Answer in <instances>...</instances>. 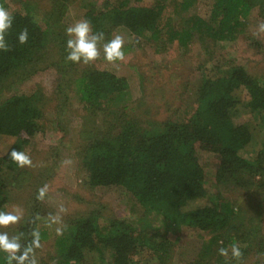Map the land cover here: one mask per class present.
I'll list each match as a JSON object with an SVG mask.
<instances>
[{
  "label": "trees",
  "instance_id": "16d2710c",
  "mask_svg": "<svg viewBox=\"0 0 264 264\" xmlns=\"http://www.w3.org/2000/svg\"><path fill=\"white\" fill-rule=\"evenodd\" d=\"M169 1L155 0L151 5L137 0L135 4L129 0L91 3L85 19L91 22L94 32H103L106 40L113 31L124 27L161 52L174 43L189 48L198 37L214 42L234 41L244 32L255 9L264 17V0H210L207 18L193 14L177 20L167 13L169 4H174L179 14L190 10L197 0ZM0 5L7 9L5 0H0ZM10 13L13 25L5 34L10 51L0 50V93L10 89L7 81H13L14 76L25 79L40 68L50 34L47 20L40 21L28 5ZM25 28L28 41L21 45L18 35ZM131 48L125 46V53ZM66 55L64 48V63L68 62ZM74 88L80 101L113 116L106 120L108 128L99 131L82 150L89 185L122 187L146 213L162 217L167 229L190 227L209 233L191 264L234 263L231 255L226 260L218 249L238 244L232 222L235 207L219 194L212 199L198 150L205 148L218 154L217 183L263 174L264 137L259 125L255 120L238 122L237 117L244 109L264 119V78L251 75L242 65L224 69L215 64L203 73L197 108L186 121L144 123L130 114L127 104L118 108L128 98L130 84L125 76L106 69L86 67L74 79ZM45 96L39 87L32 93L16 92L0 99V134L17 138L0 157V211L8 202L11 170L18 167L9 154L13 149L25 152L31 138L43 129ZM33 229H37L36 220L21 228L25 236L21 237L22 245L32 240ZM41 236L45 237L44 233ZM56 245L54 264H139L141 259H164L171 241L148 223L140 226L131 220L93 213L69 225ZM241 250L245 252V248ZM6 257L7 253L0 252V264H7Z\"/></svg>",
  "mask_w": 264,
  "mask_h": 264
},
{
  "label": "rangeland",
  "instance_id": "374dc122",
  "mask_svg": "<svg viewBox=\"0 0 264 264\" xmlns=\"http://www.w3.org/2000/svg\"><path fill=\"white\" fill-rule=\"evenodd\" d=\"M103 1L5 0L9 12L28 5L40 21L47 20L50 34L47 53L40 68L25 79L14 76L13 81H7L10 89L0 93L1 99L16 92L32 93L42 87L46 95L43 129L31 138L25 149L33 166L11 170L8 202L1 210L7 212L19 208L23 219L8 228H0V232H7L10 237L18 235L22 227L36 220L42 245L36 249L37 260L39 264H54L58 255L56 241L61 237L57 235L56 227H62L65 233L76 219L95 213L103 218L131 220L140 226L148 223L170 239L171 248L164 259L147 262L141 259L139 264H191L198 258L203 243L210 237L209 233L190 227L167 229L162 217L146 213L122 187L93 188L89 185L82 166V150L99 131L108 128L106 120L113 116L112 113L106 116L107 111L80 101L75 92L74 79L88 66L112 71L125 76L130 84L128 98L118 108L127 104L130 114L144 123L147 120L186 121L197 108L198 87L203 73L215 64L224 69L242 65L251 75L264 78V34H252L264 17L255 9L244 32L234 41L214 42L198 37L189 48L183 49L174 43L161 52L144 38L120 27L113 31L110 39L114 34H120L125 38L124 48L132 47L125 53L126 61L110 64L103 60L101 52V59L89 65L64 63L61 53L66 49L68 39L66 27L85 19L91 3ZM109 1L118 4L122 0ZM129 1L136 3V0ZM154 1L137 0V3L151 5ZM210 8V0H197L190 10L177 14L174 4L170 3L167 13L177 20L193 14L207 18ZM253 115L241 109L237 121L255 120L264 137V119ZM16 140L14 136L0 134V157ZM198 157L205 170L206 187L213 195L212 199L219 194L235 207L232 221L234 233L245 252L239 261L233 260L232 264H264V171L253 179L245 176L246 179L240 181L217 183L218 154L202 148L198 150ZM45 184L49 186V192L45 200L39 201L36 199L37 191ZM61 205L67 209L61 214L62 224L48 227L49 213L56 214ZM37 216L39 219H36ZM41 232L45 237L41 236ZM228 249L230 256L231 247L228 246ZM149 255L147 253L146 257ZM213 256H216L215 253Z\"/></svg>",
  "mask_w": 264,
  "mask_h": 264
},
{
  "label": "clouds",
  "instance_id": "9594fccd",
  "mask_svg": "<svg viewBox=\"0 0 264 264\" xmlns=\"http://www.w3.org/2000/svg\"><path fill=\"white\" fill-rule=\"evenodd\" d=\"M14 17L3 5H0V50L4 52L10 51V46L5 40V34L12 28ZM65 34L68 39L66 41V57L65 60L72 63H83L89 65L98 59H101V52L103 53V60L110 64L116 62L126 61L124 45L125 38L120 34H114L111 39L105 38L103 32H94L92 24L87 19H80L70 24L65 29ZM254 36L264 34V21L258 23L256 31L252 33ZM28 41V29L25 28L18 35V42L23 45ZM10 159L14 164L20 168L32 167L33 162L28 154L23 151L13 149L10 152ZM49 192L47 184L40 187L37 191L36 199L39 201L45 200ZM67 209L61 205L56 214L49 213L48 227L52 225L62 224L61 214L65 213ZM23 219V212L19 208L12 211H0V228H8L14 224H18ZM39 219V216L36 217ZM57 235L63 234L62 227H56ZM32 240L22 245L21 237L23 233L9 236L7 232H0V251L7 253V264H39L36 257V249L42 247L40 242V232L38 229H33ZM223 241H221V244ZM231 257L239 261L243 253L239 244L233 243L231 246ZM218 254L229 257V249L220 247Z\"/></svg>",
  "mask_w": 264,
  "mask_h": 264
}]
</instances>
